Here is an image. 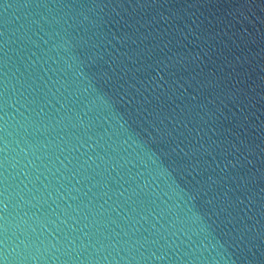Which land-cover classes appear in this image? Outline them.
I'll use <instances>...</instances> for the list:
<instances>
[{"label": "water", "instance_id": "water-1", "mask_svg": "<svg viewBox=\"0 0 264 264\" xmlns=\"http://www.w3.org/2000/svg\"><path fill=\"white\" fill-rule=\"evenodd\" d=\"M0 264H264V0H0Z\"/></svg>", "mask_w": 264, "mask_h": 264}]
</instances>
